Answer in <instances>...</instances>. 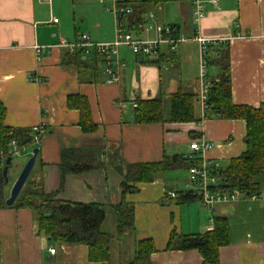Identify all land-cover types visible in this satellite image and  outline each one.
<instances>
[{"label":"crops","instance_id":"0c3cea01","mask_svg":"<svg viewBox=\"0 0 264 264\" xmlns=\"http://www.w3.org/2000/svg\"><path fill=\"white\" fill-rule=\"evenodd\" d=\"M202 1L206 15L198 23L192 18L193 5L186 0H169L150 10L153 18L144 17L143 23L149 30H141L138 38L154 39L155 26L172 25L184 41L174 52L161 45L149 57L135 56L120 47L119 81L108 84L100 57L56 45L60 39L75 42L81 35L94 43H111L115 20L106 11L109 1L0 0L4 126L43 129L29 178L42 183L46 193L56 192L58 200L102 205L104 234H116L110 208L121 201L123 181L116 166L188 157L189 144L198 139L210 143L204 160L219 168L245 151L243 121L216 115L202 119L197 102L200 52L193 38L217 40L206 50L209 83L219 75L212 62L226 48L232 103L258 108L264 103V0H217L216 7L211 0ZM36 46L44 47L38 56ZM78 53L81 64L76 60ZM175 93L192 96V122L169 121L170 96ZM75 95L87 100L96 126L93 133L81 130L79 112L67 106L68 97ZM149 100L161 101L162 122L141 124L135 120L133 110L138 102ZM68 150L76 151L78 163L90 157L100 166L78 175L66 174L61 186L60 154ZM186 182L187 174L176 170L137 184V191L125 196V202L134 205V230L111 240L109 262H90L85 245L52 243L38 233L29 209L4 204L0 207V264H131L137 243L145 239L153 242L155 251L143 264H201L196 250L166 251L169 234L204 233L217 216L227 219L229 234V243L219 249V264H264V177L255 179L258 197L213 207L203 205L202 200L179 206L176 198H169V192H183Z\"/></svg>","mask_w":264,"mask_h":264},{"label":"trees","instance_id":"16d2710c","mask_svg":"<svg viewBox=\"0 0 264 264\" xmlns=\"http://www.w3.org/2000/svg\"><path fill=\"white\" fill-rule=\"evenodd\" d=\"M169 0H143L134 2L122 0L120 6L130 9L125 18V25L131 31H138L144 23V17L150 10L164 5ZM264 49V48H263ZM76 56L77 63L83 61ZM219 57L212 63L219 69L216 81L211 83L208 99L207 117L216 115L222 119L241 120L245 123L244 144L245 151L236 158L229 160L225 167L219 168L217 190L230 192L237 190L242 199H252L259 196V187L255 182L258 177H264V103L258 108L244 105H234L231 100V80L229 54L222 49ZM78 58V59H77ZM208 64V63H207ZM67 106L79 112V125L84 133L96 130L92 122L87 100L75 95L67 99ZM138 123L150 124L162 122L161 101H139L133 110ZM6 110L0 102V144L15 140L19 144H28L32 139V132L28 130L12 129L4 126ZM170 122L189 123L193 121L192 96L175 93L170 96ZM76 151H63L60 155L59 169L61 171L62 186L66 174H81L98 168L100 164L90 157L82 158L78 163L74 159ZM74 163H72L73 161ZM72 161V162H71ZM191 166L187 157H164L157 163L133 164L116 166L123 181L120 183L121 201L111 206L115 216L116 234L110 236L101 232L105 220V210L100 204H84L58 200L56 192L46 193L42 183L29 178L20 192L13 207L29 209L35 218L37 230L52 243L80 244L88 249V260L92 263L110 261V242L113 238L125 232L134 230V205L125 202L127 194L137 191L136 185L150 183L157 176L176 170L187 174ZM0 166V207H4L8 192ZM174 200L177 205L191 204L201 200V197L191 192H179ZM165 250L190 251L196 250L201 256V264H219L218 252L229 243L228 222L225 217L217 216L213 219V229L198 234H177L172 231ZM134 260L131 264H143L150 254L155 251L150 239L137 243Z\"/></svg>","mask_w":264,"mask_h":264},{"label":"built area","instance_id":"2783aa9c","mask_svg":"<svg viewBox=\"0 0 264 264\" xmlns=\"http://www.w3.org/2000/svg\"><path fill=\"white\" fill-rule=\"evenodd\" d=\"M99 4L105 1L110 2V7L106 11L110 12L115 20V37L111 43H94L90 41L87 35H81L75 42H68L60 39L57 47L65 48L69 52L80 50L83 55H90L91 52L96 54L102 59L103 74L106 76V83L112 84L119 81L118 67L121 66L119 60V48L126 47L135 56H154L158 53L161 45L168 48L169 52H174L178 45L184 40L178 38V31L172 25L162 26L157 25L154 27L155 38L145 39L136 36L141 30H149L144 24L138 27V31H131L125 25V18L130 13V9L120 6L119 0H96ZM193 5L192 18L195 23L201 22L205 17V6L202 0H186ZM213 6H217V0H211ZM153 18L151 13H147L145 18ZM58 20L53 19L52 23L57 24ZM193 40L199 46L200 52V69H199V93L197 102L201 108L202 119L207 115L208 99L211 83L207 78V59L206 53L208 47L215 43L216 39H206L201 36H195ZM225 41V40H224ZM35 53L38 56L43 52L44 47H34ZM32 139L28 144H19L15 140H11L6 144H0V166L4 167L7 159L12 160L19 155H31V148L37 147L43 136V129L40 126L34 127L31 130ZM210 148V143L204 139L193 140L189 144L191 154L187 157L191 162V166L187 171V182L183 186V192H191L201 197L202 203L205 206L213 207L217 203H235L241 199V195L237 190L230 192H223L217 190L218 178L216 173L219 166L212 162L204 160V153ZM169 198L174 199L177 197L175 192L168 193ZM254 198V197H253ZM252 198V199H253ZM213 229V222L210 224L208 232ZM50 254H54V249L49 250Z\"/></svg>","mask_w":264,"mask_h":264},{"label":"water","instance_id":"95a60500","mask_svg":"<svg viewBox=\"0 0 264 264\" xmlns=\"http://www.w3.org/2000/svg\"><path fill=\"white\" fill-rule=\"evenodd\" d=\"M38 153H39V148L34 147L32 149L31 156L27 159L24 166H22L19 174L17 175L16 179L14 180L12 185L10 186L8 197L5 199V206L6 207H12L14 205L15 201L17 200L20 192L22 191V189L24 187V183H26V181L28 180V178H29V176H30V174L34 168ZM10 163H11V160L9 158L6 160L5 166L2 169V175H3L4 183L6 186L9 183V179H8L7 174H8V169L10 167Z\"/></svg>","mask_w":264,"mask_h":264},{"label":"rangeland","instance_id":"374dc122","mask_svg":"<svg viewBox=\"0 0 264 264\" xmlns=\"http://www.w3.org/2000/svg\"><path fill=\"white\" fill-rule=\"evenodd\" d=\"M27 159H28L27 156L19 155L18 157H14L11 160L10 167L8 169V174H7L8 179H9V183L6 186V190H7L8 193H9L10 186L12 185L14 180L16 179L17 175L19 174L22 166H24V164L27 161ZM226 165L227 164H225L224 166H226Z\"/></svg>","mask_w":264,"mask_h":264}]
</instances>
